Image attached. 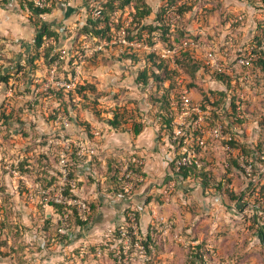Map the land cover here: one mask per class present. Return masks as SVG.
<instances>
[{
  "label": "rangeland",
  "instance_id": "obj_1",
  "mask_svg": "<svg viewBox=\"0 0 264 264\" xmlns=\"http://www.w3.org/2000/svg\"><path fill=\"white\" fill-rule=\"evenodd\" d=\"M29 1L0 0V73L4 70L9 77L8 85L3 84L0 91V205L6 203L11 209L10 213L7 211L8 220H1L0 215V264H19L20 261L23 264H59L62 261L65 264H199L195 260L190 262V248L200 242L204 244L205 264H264V243L258 240L259 228L264 226V157H261L264 152L253 159L255 169L251 176L231 172L228 181L231 192L206 191L200 186H195L200 189L185 192L172 181L170 191L165 193L171 169L169 161L178 149L165 134L160 142L164 169L153 176L155 187L144 192L148 181L144 176V180L127 194L119 184L118 189L114 188L102 175L108 159L113 157L116 162L136 153L144 164L145 156L139 153L140 147L131 139V118L139 120L141 116L140 120H144L149 129L153 124L156 131L159 129L151 115L155 103L153 82L150 79L143 84L137 74L149 67V53H155L159 60V53L168 47L166 41L156 38V33L147 28L159 20L164 0H146L151 13L142 19L146 25L136 33L155 50L142 46L127 50L118 44H109L99 51L91 50L96 40L82 30L91 7L99 5L95 0H48L50 11L41 15L31 12ZM180 1L198 11L190 16L188 29L202 37L207 35L208 40L216 43L222 38L227 13L230 17L231 13L243 16V32L235 31L238 41L248 31V15H255L257 29L259 22L264 26V2L260 0H198L195 4L193 0ZM204 7L208 9L205 11ZM247 9L251 10L250 14H245ZM129 12V15L134 13ZM123 16L124 13L118 17L119 21ZM43 21L55 29L64 27L60 40L54 43L48 55L43 50L45 46L36 48L34 42L37 28ZM135 23L133 20L132 24ZM116 24L111 22L107 35L112 27V34H116ZM173 42L179 43V40L173 37ZM61 45L67 52L65 59L59 60L57 52ZM168 66V72L175 71L170 81L174 89L190 83L188 77H179L176 81L175 75L185 74ZM159 73L163 77L167 75L161 70ZM70 80L73 84L66 86ZM165 83L168 86L169 80ZM79 84H88L86 96L72 91L69 102L65 95L64 101L68 102L65 109L62 100L56 99L58 92L71 91L69 89ZM257 84L264 85L263 75L254 87ZM89 85L96 91L92 93ZM198 85L206 87L203 81ZM190 92L192 101L199 103L198 90L194 88ZM261 96L256 93L254 100L260 106L252 112L254 119L261 111L264 115ZM113 109L125 115V122L118 128H110L107 124L106 119L112 117ZM10 111L12 119L5 124L1 113ZM75 117L90 123L95 136L93 143L87 141L85 130L75 123ZM117 135L120 138L115 141ZM256 135L264 142V125H259ZM212 146L209 144L203 151L218 162L214 175L219 178L224 152ZM78 147L83 161L69 162L72 150ZM38 152L48 157L46 174L36 159ZM61 153L66 157L64 166L59 161ZM92 155L99 164L89 165ZM23 157H28L31 168L24 173L17 164ZM71 172L77 179L71 177ZM89 175L95 182L88 180ZM49 179L51 182L47 184ZM66 181L72 184L73 195L69 196L78 197L87 204L93 201L99 204L92 220L82 228L73 226L70 217L63 219L47 204L50 195L58 193L59 197V189ZM136 210L140 212V220L137 224L135 221L129 223L124 213L130 215V211ZM100 212H103L101 220L95 222ZM129 217L133 220V215ZM127 227L134 230L138 240L144 239L146 234L151 236L157 246L152 248L151 255L142 245L135 243L133 247L129 239L122 236V230L127 234ZM68 229L71 235L59 238L58 233L65 234Z\"/></svg>",
  "mask_w": 264,
  "mask_h": 264
},
{
  "label": "built area",
  "instance_id": "obj_2",
  "mask_svg": "<svg viewBox=\"0 0 264 264\" xmlns=\"http://www.w3.org/2000/svg\"><path fill=\"white\" fill-rule=\"evenodd\" d=\"M106 1L107 0H95L99 5L94 8L91 7L89 10L92 17L101 19L99 27H103L104 25V17L102 15L100 3ZM260 1L264 2V0ZM30 2H32L35 7H47L50 4L48 0H30ZM115 2L119 1L115 0ZM162 3L164 4L161 5V19L155 22L154 25L160 27L164 24L168 27L170 32H174L176 28L182 25L185 20L184 15L189 14L193 17L198 12L196 7H192L183 12L180 8L181 5L185 4L184 1L176 0L168 4L167 0H164ZM129 11L134 12L130 7H126L123 11L119 8L113 10L109 18L110 21L119 23L116 34H112L114 32L112 27V31H110L108 35L107 33L99 36L92 35L96 40V44L91 48L92 51L103 50L104 46L109 44H118L127 50L131 48L135 50L134 48L136 46L153 49L152 44H149L147 40L137 35V29H135L136 23L132 24L134 16L132 14L129 15ZM122 13H124V16L122 20L119 21L118 17H120ZM253 16L255 17V15ZM125 17H127V19H125ZM242 17V14H234V16L227 21L222 29V38L217 43L208 40L207 35L202 37L199 36V34H193L188 29V26H186L185 37L180 40L179 43H174L172 40L171 45L167 44L168 47L159 53L160 59L167 61L173 69L179 70L177 61L180 59L181 52L190 49L194 59L198 60L201 64V68L196 73V80L194 82L200 84L203 81L206 84V87H203L205 97L201 95L199 103H194L192 101L190 96V91L192 90L188 87V83L180 85L179 88H175V91L179 93V99L177 100L173 95L171 96L170 110L172 111V128L169 129L167 125H164L163 128L160 129L159 126V138L162 139V134H165L169 136L171 142L178 146L177 153L172 160L169 161H174V168L170 169V173L168 172V184L166 185L167 187L164 188L165 193L170 191L172 181H175V183L177 182L175 171L180 168V165L194 164L200 167L203 164L201 156H204L208 161L213 160V155L210 157V155H205L206 152L203 151L208 148L209 144L213 145L212 148H219L224 152L222 162L220 163L222 169L221 173L226 171L225 166L228 165V162L225 161L226 157L234 158L238 165L234 166L231 172L239 171L244 176L249 177L255 169V162L253 161L254 156L249 157L248 154H245L241 144L248 145L256 154V149H254V147L259 140L256 135L259 124L257 123V118H253L255 115L252 112L256 107L260 106L254 99L256 98V93H260L264 97V85L257 84L255 87L252 85L257 83V79L261 77V75L264 76V67L256 63L259 59L264 63V39L262 38L259 44L251 43V39L257 29V21L255 20L253 25L248 26V31L244 38L238 41L239 38L235 31L243 32L244 26L241 24ZM63 29V26L57 28L60 34L63 33ZM152 32L156 33V38H161L160 28H156ZM55 42L56 39L54 37L44 36L41 46L43 47L50 43L54 44ZM58 49V59H65L67 49L62 45L59 46ZM179 77L182 79L188 77L190 79L186 74L185 76H181V74L174 76L176 81ZM222 78H224V80ZM165 81L166 80L163 81L164 85L166 84ZM1 84L0 91L2 87L4 88L3 83ZM70 84H73L72 80L65 85L70 87ZM215 88L227 92V95L232 97L231 103H233V107L231 105L229 106V104L227 105L228 111H231L232 108L235 110L234 113L231 112L232 115L229 117L232 119V122L226 117L222 120H211L210 111L213 108L212 103L215 100L211 91ZM8 91H10V89ZM175 91L172 92L175 93ZM188 117L190 118L187 120ZM248 129H250V133ZM179 134H184L185 136H179ZM232 140L236 141L239 146L231 145L230 142ZM87 141L91 143L94 142L89 139H87ZM79 145L82 146L81 144ZM80 150L81 148L78 147L72 150L71 154L74 153L76 156L83 159V157H80ZM261 157H264V154H262ZM59 161L62 166L65 165V153L60 154ZM82 161L83 160H81V162ZM216 163H218L216 160L212 161L213 172L217 169ZM139 164L143 166V159L136 153H130L128 157L118 159L115 162L119 185L127 194L132 192L137 183L144 180L143 170L139 171L137 168ZM13 168L16 169L15 167ZM231 172L228 173L229 176ZM63 190L64 186L59 189V197L56 196L58 193L50 195L47 199V204L48 201H55L75 205L78 214L83 219H87L88 215L91 213L90 204L78 199V197L73 198L72 196H67ZM130 212V215H133L131 223L133 221L136 222L133 211ZM61 216L63 219L68 217L67 213ZM121 234L125 239H129L128 232L126 234L125 230H122ZM260 235L263 236L262 242L264 243V226L259 228L258 237Z\"/></svg>",
  "mask_w": 264,
  "mask_h": 264
},
{
  "label": "trees",
  "instance_id": "obj_3",
  "mask_svg": "<svg viewBox=\"0 0 264 264\" xmlns=\"http://www.w3.org/2000/svg\"><path fill=\"white\" fill-rule=\"evenodd\" d=\"M119 2H115V0H107L106 2H101L100 5L102 7V15L104 17V25L103 27H99L98 23L101 21V19L99 18H93L91 17V15L89 17H86L84 24L82 26V30H84L87 34H92L93 36H99V35H103L106 32V30L110 27L109 25H111L110 21V15L112 14L113 10H115L116 8H119L120 10H124L126 7H130L133 9L134 13V21L137 23V25H135V29L139 30L141 28H144V26L146 24L142 23V19L146 16L149 15L151 13V6L148 4V2L146 0H118ZM176 1V0H174ZM173 0H167L168 4H171L174 2ZM195 2H198V0H193V4H195ZM29 6H30V10L32 13L41 15L43 13L49 12L50 9L48 7H35L33 6L32 2L29 1ZM191 6H187L186 4L181 5V10L183 12H185L186 10L190 9ZM207 9V8H204ZM162 10V8H161ZM227 18V21L231 19V17L229 15L225 16ZM159 19H161V14L159 15ZM185 20H187L186 22L184 21L182 23V25L178 28H176V30L174 32H170L168 27L166 25H161L160 27L158 25H154V24H150L147 25L150 30V32L154 31L156 28H160L161 29V38L166 41L168 43V45H171V42L173 40V37L176 41L177 40H182L185 37V32H186V25L188 23V21L190 20V17H185ZM119 23L116 24V28L119 26ZM262 23L259 22V26L258 29L256 30V32L254 33L252 39H251V43L252 44H259L260 41L262 40V38L264 37V26L261 25ZM92 30H94V32H92ZM47 36V37H54L57 40H60L59 37L60 32L53 28L51 26L50 23H47L46 21H43L41 23V25L37 28V31L35 33L34 36V42H35V46L36 48H39L41 46L43 37ZM45 46V47H44ZM43 50L46 51V55L49 54V52L51 50L54 49V44L50 43L48 45H44ZM258 52H261L260 50H257ZM58 53V52H57ZM59 54V53H58ZM132 55V54H131ZM159 59V58H158ZM148 64L149 67H144L141 71L138 72L137 74V78H142V80L144 81L143 84H146L147 82H149V80L151 79L153 82V88H154V92H155V97L153 96V101L154 106H153V110L151 112L152 118L154 120L157 121V123L160 126V129L163 128L164 125H167L169 129H171V122H172V111L170 110V100H171V96L173 95L174 98H176L177 100L179 99V93L175 91L174 86H172L173 84H170V81L173 77V73L175 71H169V66H168V62L164 61V60H157V58L155 57V53H149L148 54ZM178 62V67L179 70L188 75L191 79L190 83H188V87L192 90L194 88H196L198 90V92L205 97L204 94V90L201 86H199L198 84H196L194 81L196 80V73L198 72V70L201 68V64L198 60H195L192 54V51L190 49L184 50L181 52L180 55V59L177 61ZM257 64H261L262 67H264V63H262V60H258L256 62ZM160 70L163 71V74H167L165 77L160 75ZM264 70V69H263ZM218 77V75H217ZM8 75L4 72V70H1L0 73V82L8 85ZM168 79L169 80V85L166 86L164 85L163 81ZM224 80V78H222ZM87 85L88 84H79L76 87L69 89L71 91H67V92H61L59 91L57 94L56 99L62 100L63 103V107L66 109L68 106V102H65V95L68 96V98L70 99L69 102L72 100V91L75 92V94H81L82 96H86V90H87ZM254 86V84L252 85ZM90 87V91L93 93L96 91L95 87L93 85H89ZM172 91H175V93H173ZM212 95L215 98L214 102L212 103L213 108L211 109V120H217L220 119L222 120L223 118H228L229 121L232 122V119H230V115L231 112H235L234 108H232L231 111H228L227 109V105L229 104V106L231 105L233 107V103H231L232 101V97H229L227 94V92L223 91V90H219L217 88L213 89L212 91ZM152 93V92H151ZM262 97V96H261ZM262 102H264V97H262ZM262 102H261V107L262 108ZM31 104V103H30ZM70 104V103H69ZM72 104V103H71ZM263 109V108H262ZM261 109V110H262ZM260 110V109H259ZM3 112V111H2ZM112 112V117L106 119L107 120V124L109 125L110 128H118L120 127L124 122H125V115L123 112H121L120 110H111ZM2 114H4L2 116ZM2 116V120L5 122V124H8L10 122V119H12V111H10L9 113H1ZM141 118V116H140ZM137 120V118L134 119H130L131 122V131L133 132V134H138L142 128L145 125V121L144 120ZM75 123L81 125L82 129L85 130V134H86V138L93 141L94 140V134L92 135L91 133V127H90V123L88 122H81L77 119V117H75ZM257 123L262 126L264 125V115H262V111L261 113L257 114ZM27 133V132H26ZM35 138V137H34ZM231 145L233 146H239V144L232 140L230 142ZM241 147L243 149V152L245 154H249V156H254V158H258L257 154L263 153L264 152V142L262 140H258L254 149H256V154L254 153V151L252 149L248 148V145L246 144H241ZM128 157V156H127ZM28 157H23L20 158L18 160V164L21 167V169L23 170L22 172H28L29 169H31L28 163L27 159ZM22 159V160H21ZM39 163H41V167L44 170V173H48L46 171V161L48 160V157L45 153H41L38 152L37 158H36ZM69 162H80V158L78 156H76L74 153L70 155L69 158ZM201 160L203 161V164L198 167L194 164H182L180 165V168L175 171V176H176V180H177V187L181 188L183 191H193L198 189L195 186H200V188H202L203 190H208V191H218V192H223V191H227V192H231V189L228 187V181H230V176L228 173H230L233 169L234 166H238L236 163V160L232 157H226L225 161L228 162V165L225 166V172H223L221 174V176L219 178H217L214 175L213 172V165L210 161H208L204 156H201ZM258 160V159H257ZM97 163L99 164V161H97V158L95 155H92L90 164L91 166ZM170 168L173 169L174 168V161L170 162L169 164ZM138 170H142V165L139 164L137 166ZM102 175H105V180L110 182L112 184V186H114V188L118 189V184H119V180L117 179V169L115 167V158H110L107 161V164L105 166V170L102 171ZM71 177H73L74 179H77L75 173L71 172ZM46 176L44 175L43 179H45ZM50 178L52 179L53 176L50 175ZM51 179L47 180V184H49L51 182ZM88 180L95 182V178L92 176H88ZM77 185H80V181H77ZM72 184L69 181H66L65 186H64V193L66 195H73L72 194V188H71ZM196 188V189H195ZM199 188V189H200ZM232 196V194H231ZM5 204V203H4ZM0 205V215L2 217L1 220H8V213L7 211L10 213L11 209L10 206H8L7 204L5 205ZM49 206H51L54 210L55 213L59 214V215H63L64 213H67V216L70 217L72 219L71 224L73 226H79V227H84L86 226L89 221L92 220L93 215L96 213V209L98 206V202L97 201H93L90 203V207H91V213L88 215L87 219H83L79 214L78 211L76 210V206L72 205V204H66V203H60V202H55V201H48ZM134 216H135V220L136 222L139 221L140 219V212L138 210L133 211ZM125 219L131 223L130 217L129 215H127V213H124ZM126 221V223H128ZM128 225V224H127ZM129 226V225H128ZM127 232L129 235V239H130V243L131 245L134 247L135 243L138 242V244L142 245V247L145 249V251H147L149 253V255H151L152 252V248L154 246H156L151 238L150 235L146 234L144 239H137L136 234L134 233V230L131 227H127ZM59 234V238H68L71 235V231H69V229L67 230V232L65 234ZM50 234L48 235V239L50 238ZM120 236V235H119ZM262 235L259 236V241L262 242ZM71 239V238H70ZM203 243H199L197 245H194L193 249L192 247L190 248V256H191V260L190 262H194L197 261L199 262V264H205V259H204V255H205V251L203 250ZM157 247V246H156ZM91 249L95 252V248L91 247ZM122 251V250H121ZM77 254L79 255V253L77 252ZM122 254V252H120V255ZM122 256V255H121ZM19 264H23L20 263ZM59 264H65L63 261L60 262ZM69 264V263H68Z\"/></svg>",
  "mask_w": 264,
  "mask_h": 264
},
{
  "label": "crops",
  "instance_id": "obj_4",
  "mask_svg": "<svg viewBox=\"0 0 264 264\" xmlns=\"http://www.w3.org/2000/svg\"><path fill=\"white\" fill-rule=\"evenodd\" d=\"M222 5H223V3H222ZM207 9H205V11ZM248 12L250 14L251 10L247 9L245 14H248ZM226 15H228V13ZM231 15L234 16V13L233 14L231 13ZM186 16L190 17L189 14H186ZM254 18L255 17L252 14L248 15V18H247V20H249L248 26L253 25V23H255ZM190 22H191V19H190V21H188L186 26H189ZM224 23H227V20ZM153 125L154 126H150V129H149V126L144 125L142 130L136 135L133 134V132L130 129L131 133L133 134V138H131V139H133L135 146L140 147L139 153L143 154L145 156V159H144L145 162L142 166V170H143L144 176L146 177V180L148 179V181L146 182L145 187H143L144 192H146L147 189H150L151 187L156 186V183H155L156 179H154L153 176H158L159 173L161 174V172H163V169H164V164L162 162V158L160 155V153L163 152V148L160 146V142H162V141L158 136L159 132L156 131L155 124H153ZM112 133L116 135L115 131H113ZM118 138H120V137H118V135L115 136L114 137L115 141H117ZM128 140H129V138H128ZM127 144H130V143H127ZM89 165H91L90 161H89ZM0 201H1V198H0ZM148 207L151 208V206H148ZM147 212L149 213V210H147ZM102 214H103V212H100V214H98V216L96 215L97 218L95 219L96 220L95 222H100Z\"/></svg>",
  "mask_w": 264,
  "mask_h": 264
}]
</instances>
